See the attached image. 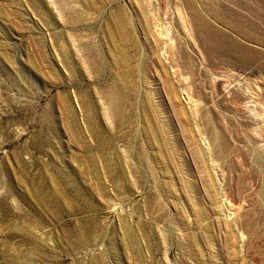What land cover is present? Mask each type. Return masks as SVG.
Here are the masks:
<instances>
[{"label": "rangeland", "instance_id": "rangeland-1", "mask_svg": "<svg viewBox=\"0 0 264 264\" xmlns=\"http://www.w3.org/2000/svg\"><path fill=\"white\" fill-rule=\"evenodd\" d=\"M262 2L0 0V264H264Z\"/></svg>", "mask_w": 264, "mask_h": 264}, {"label": "bare ground", "instance_id": "bare-ground-1", "mask_svg": "<svg viewBox=\"0 0 264 264\" xmlns=\"http://www.w3.org/2000/svg\"><path fill=\"white\" fill-rule=\"evenodd\" d=\"M239 1V0H238ZM246 1V0H245ZM260 3H263L262 0H258ZM229 11V10H228ZM262 13V12H261ZM213 14V13H212ZM264 17V16H263ZM219 26V25H218ZM212 30V29H211ZM234 33V32H233ZM213 33H211L212 35ZM236 35V34H235ZM241 40V39H240ZM258 44V43H257ZM264 47V46H263ZM227 50V49H226ZM117 100V99H116Z\"/></svg>", "mask_w": 264, "mask_h": 264}]
</instances>
